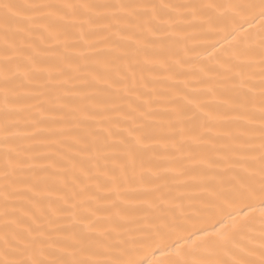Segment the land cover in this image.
Returning <instances> with one entry per match:
<instances>
[{
    "label": "snow or ice",
    "instance_id": "1",
    "mask_svg": "<svg viewBox=\"0 0 264 264\" xmlns=\"http://www.w3.org/2000/svg\"><path fill=\"white\" fill-rule=\"evenodd\" d=\"M0 264H264V0H0Z\"/></svg>",
    "mask_w": 264,
    "mask_h": 264
}]
</instances>
